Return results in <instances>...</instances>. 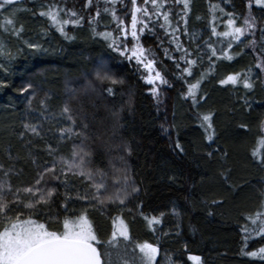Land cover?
<instances>
[{"label": "trees", "instance_id": "1", "mask_svg": "<svg viewBox=\"0 0 264 264\" xmlns=\"http://www.w3.org/2000/svg\"><path fill=\"white\" fill-rule=\"evenodd\" d=\"M137 2L140 4V0ZM20 5L24 9L16 12L0 9V23L9 17L24 28L19 37L0 29L1 38L15 57L3 79L7 86L0 92V180L9 181L14 188L30 184L37 171L54 159L48 154L47 145L58 148L59 154L70 155L74 144L83 143L92 153L88 159L93 168L111 173L113 165L119 168L123 163L128 176L140 188L129 197L126 207L118 204L92 207L84 201L72 204L76 213L86 207L101 240L111 236L113 221L119 217L128 224L132 243L148 242L159 247L158 264H168L169 260L172 264H193L188 260L190 255L200 256L201 264H264L259 256L245 254L264 247V237L256 234L258 224L252 225L248 219L257 211H264V166L252 155L258 141L264 138V84L261 83L264 73L254 67L257 55H264L259 47L258 30L264 27V9L253 5L257 19L255 52L251 47L234 45L231 62L213 58L215 68L198 92V97L203 99L193 107L191 99L183 95L188 87L185 80L195 82L201 70L209 71L207 57L193 70V77L180 79L176 61L164 54L168 49L173 57L181 55L169 43L171 37L160 28L155 30V35L142 36L141 42L155 54L158 70L171 85L163 99L158 100L145 83V70L114 52L108 41L93 33L95 29V33L111 32L115 37L122 36L121 27L130 29V0H117L115 5L106 4V0H91V4L89 0H22ZM211 5H218L215 11L218 32L224 30V21L228 19L219 8L233 13L237 26H243V19L249 13L248 0H191L189 36L182 31L177 33L185 47L195 51L197 45L203 48V41L209 39ZM106 6L108 13L104 12ZM48 7L58 12L61 21L79 19V24L64 25L69 38L51 20L39 15ZM166 8L176 14L181 12L182 5L169 3ZM98 9L100 16L96 17ZM111 11L124 21L123 25L118 27ZM72 12L76 16H71ZM197 16L201 21H197ZM178 19L174 15L173 27ZM180 27L183 29L182 22ZM43 33L51 41L48 53L41 56L27 53L23 42L41 41ZM192 33L197 35L195 43ZM128 39L131 40L130 35ZM221 39L226 44L227 40ZM101 62L120 83L96 81L94 69ZM249 68L253 79L259 75L254 91L248 92L242 84L219 83L228 75ZM90 82H94L95 91H85ZM28 83L41 94L33 98L31 90L22 93L21 89ZM107 87L113 88V95L104 90ZM44 93L49 96L44 112L47 119L39 115L42 111L39 101ZM66 103L73 109L79 135L61 141L58 128L71 124L62 114ZM204 114L212 116L215 130L212 141L201 127L199 117ZM25 124H42L43 138L33 135ZM177 143L183 151L176 147ZM125 144L132 146L131 155L123 151ZM120 156L124 157L123 162ZM78 181L79 178L70 181L76 186L70 189L72 194L76 188L83 187ZM58 183L49 180L50 185ZM58 192L62 202L63 185ZM173 208L180 213L179 217L172 213ZM63 211L53 204L42 209L39 220L46 221L52 230H61L63 216L59 219L57 216ZM145 216H157L161 223L154 225L153 230Z\"/></svg>", "mask_w": 264, "mask_h": 264}, {"label": "snow or ice", "instance_id": "2", "mask_svg": "<svg viewBox=\"0 0 264 264\" xmlns=\"http://www.w3.org/2000/svg\"><path fill=\"white\" fill-rule=\"evenodd\" d=\"M117 0H106V4L115 5ZM172 3L182 5L180 13H173L171 8H166V5ZM91 4V0H89ZM131 5V24L128 27H121L122 36H113L111 32L95 33L102 36L108 41V46L118 52L120 56L125 57L129 61L134 60L137 65L143 66L148 71V75L144 78L145 83L152 85V93L154 97L159 96V85H169V81L156 70V58L151 49L146 48L141 43V37L145 35H155L157 28L163 29L164 35L171 37L169 43L175 45V51L181 53L179 57L169 55V50L165 49L164 54L168 59L176 61V68L179 69L180 79L194 76V69L203 63L207 57L209 61V71L201 70L199 78L195 82L188 83L186 93H183L186 99H191L193 107H195L202 96L198 97V92L203 80L210 71L215 68V60H227L231 62L234 59L232 49L234 45L241 47H251L255 52L257 47L256 17L251 15L253 5L256 8L264 9V0H248L249 15L243 19V26L236 25V19L231 12H225L223 8L219 11L228 17L224 21V30L217 31V17L215 11L218 5H211L209 11L213 13L211 21V32L208 40L203 41V48L197 45L195 51L180 42V37L177 33L183 32V35L189 36L188 32V17L191 9V0H130ZM150 5V7H149ZM8 6H13L12 11L20 10L19 0H0V9H7ZM127 6H125L126 8ZM104 12L108 13L109 8L106 6ZM111 16L114 20H118V27L124 24L123 20H119L115 11H111ZM40 16L47 17L57 25L58 31L67 37L64 32V25L68 23L79 24L77 20L58 19V12L52 7L39 12ZM174 15H178L176 27H173ZM71 16H76L75 12ZM100 16L99 9L96 11V17ZM94 17L93 19H95ZM155 17V20L153 19ZM264 18V17H262ZM197 20L201 17L197 16ZM162 20V23L160 21ZM92 21H89L91 23ZM183 23V29L180 24ZM0 29L5 33L19 35L24 31L23 25H16V21L12 18L5 17L3 23H0ZM260 32V51L264 53V27L258 29ZM129 35L131 40L128 39ZM251 39H247V37ZM216 37V40H212ZM191 38L195 43L197 39L196 33L191 34ZM224 38L227 40L226 44ZM217 44L221 46L217 48ZM27 46L32 49L39 50L38 44L28 43ZM238 54V53H237ZM3 43H0V56H11ZM215 58V60L213 59ZM182 62V63H181ZM255 68L259 69L260 73H264V55H257ZM7 65L0 63V72L7 73ZM95 79L100 83L105 81L115 85L120 83L111 74V70L101 62L94 69ZM256 79H259L257 74ZM256 79H253L251 68L243 73H234L219 81L221 85L242 84V87L248 92L254 91ZM264 84V81H261ZM7 85L0 82V87ZM30 92L31 97H37L41 93L28 83L21 89V92ZM95 91L94 82H90L85 91ZM109 95L114 94L112 87L104 89ZM49 96L43 94L39 104L42 109L40 117L47 119L44 112L47 111V101ZM245 99V104H247ZM29 106L32 104V99L28 100ZM250 106V105H249ZM62 114L67 120L71 121L70 126L58 128L59 139L61 141L71 140L73 136H78L76 132V117L73 109L66 103L62 108ZM201 127L204 128L206 138L209 141L213 140L215 130L212 124L211 114H204L199 117ZM28 131L37 137H42V124H25ZM86 127V125H85ZM241 127H245L241 125ZM167 131V129H165ZM177 148L180 144L177 143ZM123 151L131 155L132 146L125 144L122 146ZM264 138L258 141V147L253 150L252 155L258 162L264 166ZM47 152L54 159L50 165H47L37 171L35 180L27 185L13 187L7 180H0V264H158L157 256L160 253L159 247L148 243H132V238L129 234L128 226L122 219L117 217L114 221V230L111 236L106 240H101L87 215L86 207L79 213L75 212L72 204L75 201H84L86 204H91L92 207L104 206L106 204H118L126 207V202L134 193H138L140 188L128 176V169L125 164H121L119 168L113 165L111 173L100 169L93 168L92 161L88 159L92 153L86 149V145L74 144L70 155L59 154V149L52 145H47ZM211 155V153H209ZM227 155V153H225ZM119 159L123 162L124 157ZM7 176L8 172L5 171ZM47 178V179H46ZM73 178H79L78 183L83 187L76 188L74 194L70 192L71 188L76 187L70 181ZM227 179V177H225ZM49 180H55L57 185H50ZM111 181V182H109ZM63 185L64 199L61 202L59 199V187ZM214 203H217L214 201ZM53 204L64 209L59 213L57 219L63 216V230H50L48 223L40 222L39 215L42 209L50 207ZM172 213L179 217L180 213L175 208ZM163 215V214H162ZM74 217V218H70ZM36 217V218H34ZM48 219H51L50 217ZM148 226L153 228L154 225L161 223V218L157 216H145ZM252 225H257L256 234L264 237V211H257L254 216L248 217ZM179 227V224H177ZM153 230H155L153 228ZM247 232V228L244 229ZM179 233H177L178 235ZM132 251L129 252L128 250ZM139 250L137 254L136 250ZM251 257L264 259V247L258 251L245 253ZM188 260L193 264H201V257L198 255L188 256ZM172 264V261H168Z\"/></svg>", "mask_w": 264, "mask_h": 264}, {"label": "rangeland", "instance_id": "3", "mask_svg": "<svg viewBox=\"0 0 264 264\" xmlns=\"http://www.w3.org/2000/svg\"><path fill=\"white\" fill-rule=\"evenodd\" d=\"M22 3V0H19V7H20V10H23L24 8L20 5ZM12 7L13 6H8V8L7 9H9L10 11H12ZM16 11H18V10H16ZM16 11H14V12H16ZM6 14H8V12H6ZM248 15H249V13H248ZM251 15L252 16H254V17H256V15H255V13H254V11H253V9H252V12H251ZM197 21H201L200 19L199 20H197ZM256 23H257V19H256ZM197 31V30H196ZM42 35V38H41V41H38L37 39L35 40V39H33V40H29V41H24L23 42V45H24V47H25V51L27 52V53H29L30 55H39V56H41V55H44V54H47L48 53V48H47V46L49 47L50 46V43H51V41H49V40H47V36H46V33H43V34H41ZM43 42V43H42ZM44 42H47V43H44ZM0 43H3L4 45H5V47H6V49L8 50V51H10L11 53H12V55L9 57V56H0V63H4V64H6L7 65V69H8V67L12 64L11 62H12V60H14L15 59V57H13L14 55V52H12L9 48H8V46H7V44L3 41V39L1 38V36H0ZM28 43H32V44H38L40 47H39V50H36V49H32V48H29L28 46H27V44ZM142 43V42H141ZM134 61V60H133ZM135 62V61H134ZM157 65V64H156ZM141 66V65H140ZM142 68H143V66H141ZM156 67V70L157 71H159L158 70V68H157V66H155ZM144 69V68H143ZM145 70V74H146V76L148 75V71L146 70V69H144ZM8 72V71H7ZM162 74V73H161ZM6 75H7V73H4V72H0V77H1V80H0V82H4V77H6ZM163 75V74H162ZM145 76V77H146ZM165 77V76H164ZM148 86L150 87V93L153 95V93H152V91H151V89H152V85H149L148 84ZM169 85H159V96H158V98L157 97H154V98H156V99H158V100H162L163 99V97L166 95V93H167V90L169 89ZM1 88L2 87H0V92H1ZM0 95H1V93H0ZM124 221V220H123ZM124 223L128 226V224L124 221ZM128 229H129V226H128ZM50 230H52V229H50ZM62 230V229H61ZM136 252H137V254H139V250L137 249L136 250ZM158 259H159V255L157 256V261H158Z\"/></svg>", "mask_w": 264, "mask_h": 264}]
</instances>
